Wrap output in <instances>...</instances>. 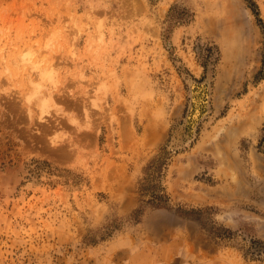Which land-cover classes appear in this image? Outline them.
Listing matches in <instances>:
<instances>
[{"label":"rangeland","instance_id":"374dc122","mask_svg":"<svg viewBox=\"0 0 264 264\" xmlns=\"http://www.w3.org/2000/svg\"><path fill=\"white\" fill-rule=\"evenodd\" d=\"M0 264H264V0H0Z\"/></svg>","mask_w":264,"mask_h":264},{"label":"trees","instance_id":"16d2710c","mask_svg":"<svg viewBox=\"0 0 264 264\" xmlns=\"http://www.w3.org/2000/svg\"><path fill=\"white\" fill-rule=\"evenodd\" d=\"M158 163L155 166L156 170H159V168L161 167V161H159V158L157 159ZM149 188V187H146ZM150 198L147 199L146 202L151 203L154 206L157 207H165L167 205V202L169 200V196L167 195L165 189L163 186H161L160 184L154 183L151 187H150ZM195 211V210H193Z\"/></svg>","mask_w":264,"mask_h":264},{"label":"bare ground","instance_id":"6f19581e","mask_svg":"<svg viewBox=\"0 0 264 264\" xmlns=\"http://www.w3.org/2000/svg\"><path fill=\"white\" fill-rule=\"evenodd\" d=\"M197 107H198V103H197V100L194 101V109H195V113H197ZM194 113V114H195Z\"/></svg>","mask_w":264,"mask_h":264}]
</instances>
